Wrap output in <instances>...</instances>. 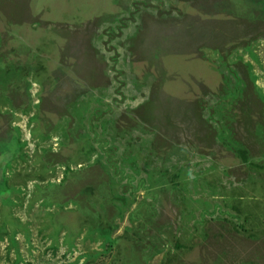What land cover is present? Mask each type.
Instances as JSON below:
<instances>
[{
    "label": "rangeland",
    "instance_id": "1",
    "mask_svg": "<svg viewBox=\"0 0 264 264\" xmlns=\"http://www.w3.org/2000/svg\"><path fill=\"white\" fill-rule=\"evenodd\" d=\"M0 264H264V9L0 0Z\"/></svg>",
    "mask_w": 264,
    "mask_h": 264
},
{
    "label": "trees",
    "instance_id": "2",
    "mask_svg": "<svg viewBox=\"0 0 264 264\" xmlns=\"http://www.w3.org/2000/svg\"><path fill=\"white\" fill-rule=\"evenodd\" d=\"M251 2L258 4L261 11L264 9V0H251Z\"/></svg>",
    "mask_w": 264,
    "mask_h": 264
},
{
    "label": "crops",
    "instance_id": "3",
    "mask_svg": "<svg viewBox=\"0 0 264 264\" xmlns=\"http://www.w3.org/2000/svg\"><path fill=\"white\" fill-rule=\"evenodd\" d=\"M252 3V2H251Z\"/></svg>",
    "mask_w": 264,
    "mask_h": 264
}]
</instances>
